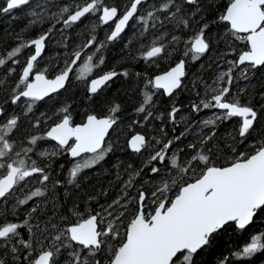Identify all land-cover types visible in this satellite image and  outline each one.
I'll return each instance as SVG.
<instances>
[{"label": "snow or ice", "instance_id": "1", "mask_svg": "<svg viewBox=\"0 0 264 264\" xmlns=\"http://www.w3.org/2000/svg\"><path fill=\"white\" fill-rule=\"evenodd\" d=\"M21 13L0 34V264H264V0L0 3Z\"/></svg>", "mask_w": 264, "mask_h": 264}, {"label": "trees", "instance_id": "2", "mask_svg": "<svg viewBox=\"0 0 264 264\" xmlns=\"http://www.w3.org/2000/svg\"><path fill=\"white\" fill-rule=\"evenodd\" d=\"M3 0H0V3H2ZM30 19L29 16H27L26 14L21 13V15L19 16V18L17 19H13V20H9L8 18L4 17V16H0V34L6 33L10 30H19L20 28H22L27 21ZM46 27V25H45ZM35 31V29L33 30V32ZM126 31H129L126 29ZM102 35V34H101ZM135 43V42H134ZM57 51H60L61 49L59 47H57L56 49ZM126 52V48L124 46L123 43H119L116 44L115 46H109L108 52H107V61L106 63H112V62H116L119 57L121 55H123ZM142 61L140 63L139 66L142 65ZM196 67V65H194V68ZM118 85H114L113 89L111 91L115 92L117 89ZM186 97H187V93L183 94L180 97V101L181 103H186ZM120 98L124 99L123 94H120ZM131 100H125V104L128 105V110L126 111L125 115H124V119L127 120L130 124H131V120L130 117L132 116V112H131ZM208 110H205V112H207ZM141 130L139 125H133L132 127H128L125 129V132L127 133V136L130 137L132 134L135 133V131ZM131 150L128 149L127 151H120L117 153V156L120 160L124 161L125 163L128 162L129 160V154H130ZM135 162L138 164L139 163V159L134 158ZM113 163H115V160H113ZM123 167V165H122Z\"/></svg>", "mask_w": 264, "mask_h": 264}, {"label": "water", "instance_id": "3", "mask_svg": "<svg viewBox=\"0 0 264 264\" xmlns=\"http://www.w3.org/2000/svg\"><path fill=\"white\" fill-rule=\"evenodd\" d=\"M131 150V149H130Z\"/></svg>", "mask_w": 264, "mask_h": 264}]
</instances>
